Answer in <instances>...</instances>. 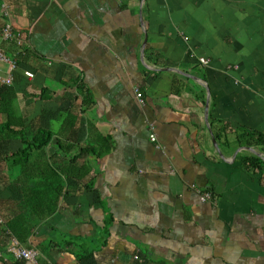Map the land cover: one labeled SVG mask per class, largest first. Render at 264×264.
Instances as JSON below:
<instances>
[{"label": "crops", "instance_id": "crops-1", "mask_svg": "<svg viewBox=\"0 0 264 264\" xmlns=\"http://www.w3.org/2000/svg\"><path fill=\"white\" fill-rule=\"evenodd\" d=\"M0 49L18 61H0V264L39 129L61 171L110 146L89 186L63 176L30 239L40 264H264V168L242 160L264 150L239 139L264 136V0H0Z\"/></svg>", "mask_w": 264, "mask_h": 264}, {"label": "trees", "instance_id": "trees-1", "mask_svg": "<svg viewBox=\"0 0 264 264\" xmlns=\"http://www.w3.org/2000/svg\"><path fill=\"white\" fill-rule=\"evenodd\" d=\"M53 134L47 130L39 129L34 137L33 143L26 144L25 148L17 155V163L21 167V174L15 181L22 191L24 198V207L26 209H16L13 218L7 222V229L4 232L6 237L15 238L21 245L30 247V239L35 234L38 224L53 216L59 207V200L64 192L63 178L66 180H78V183L85 184L83 180L94 168L91 161L86 158L101 157L108 153L110 146L96 148L81 147L78 154L75 155L67 164L66 171H61L53 163H49L46 155V148L52 140ZM240 144L247 146H260L264 150V136L256 133H243L239 136ZM245 139V140H244ZM104 143L108 139L101 140ZM101 144V145H102ZM75 147L69 146L68 153ZM81 160H85L80 166ZM243 163L248 169L264 168V161L250 155L243 157ZM64 176V177H63ZM109 235L108 224L103 231V237ZM106 240V239H105ZM87 255L85 258H89ZM79 259H83L78 257ZM24 261H16L21 264Z\"/></svg>", "mask_w": 264, "mask_h": 264}, {"label": "built area", "instance_id": "built-area-1", "mask_svg": "<svg viewBox=\"0 0 264 264\" xmlns=\"http://www.w3.org/2000/svg\"><path fill=\"white\" fill-rule=\"evenodd\" d=\"M3 39L9 42L10 41L16 42V44L19 46H22L23 43V40L18 38L17 35H15L11 24H7L6 27L4 28ZM0 61L7 64L11 71H14L18 67V61L16 59H12L8 57L7 54L2 49H0ZM200 62L202 64H208V60L205 58H201ZM26 75L28 77H33V74L31 73H26ZM1 81L3 84L11 85L13 83V78L8 77L5 79H1ZM136 92H137V97L140 99L141 102H143L142 93H140L139 90H137ZM151 140L153 142H156L157 138L154 134L151 136ZM212 199H213V195L209 191L204 192L201 196L202 202L210 201ZM8 254L10 255L11 259L14 261H28L31 264H40L39 262L40 253L38 252V250L34 248L25 247L21 245L20 242L17 241L16 239L12 240V245L8 249ZM136 259L139 260L140 258L136 256Z\"/></svg>", "mask_w": 264, "mask_h": 264}, {"label": "water", "instance_id": "water-1", "mask_svg": "<svg viewBox=\"0 0 264 264\" xmlns=\"http://www.w3.org/2000/svg\"><path fill=\"white\" fill-rule=\"evenodd\" d=\"M208 107H209V105L207 106V109H208ZM213 141L216 144V146L218 147V143H217V141H216V139L214 137H213ZM244 149L253 152L255 155H257L258 157H260L264 161V155L261 152L257 151V149L255 147H246ZM237 154L235 155V158H236Z\"/></svg>", "mask_w": 264, "mask_h": 264}]
</instances>
